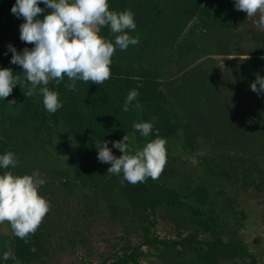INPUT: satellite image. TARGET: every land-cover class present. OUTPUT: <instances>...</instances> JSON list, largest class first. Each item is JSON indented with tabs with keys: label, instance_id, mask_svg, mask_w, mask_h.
<instances>
[{
	"label": "rangeland",
	"instance_id": "obj_1",
	"mask_svg": "<svg viewBox=\"0 0 264 264\" xmlns=\"http://www.w3.org/2000/svg\"><path fill=\"white\" fill-rule=\"evenodd\" d=\"M120 3L118 13L130 9L137 25L127 33L140 38L112 57L122 83L98 95L99 85L76 81L70 110L47 112L39 87L26 97L22 67L0 52V69L20 76L0 99V155L11 151L19 164L0 175L38 171L39 194L50 204L27 242L15 243L10 224H0V264H115L129 256L136 259L129 264H264V94L251 90L257 75L264 78L258 16L237 11L235 0ZM39 7L40 19L50 14ZM115 35L103 38L114 44ZM69 82L47 87L58 93ZM131 90L139 95L124 112ZM144 122L153 125L147 138L134 128ZM157 130L167 163L151 183L176 197L152 208L150 180L121 183L123 173H108L111 164L98 160L96 142H109L120 158L113 142L128 135L135 154ZM9 251L15 259L5 261Z\"/></svg>",
	"mask_w": 264,
	"mask_h": 264
},
{
	"label": "clouds",
	"instance_id": "obj_2",
	"mask_svg": "<svg viewBox=\"0 0 264 264\" xmlns=\"http://www.w3.org/2000/svg\"><path fill=\"white\" fill-rule=\"evenodd\" d=\"M40 3L51 10L43 19L39 17L45 9L39 7ZM235 9L245 12L248 18L258 16L257 28L264 31V0H235ZM11 12L25 21L20 25V40L34 45L31 50L26 47L21 53L10 44L11 63L22 67L25 79L31 85L24 95H35L39 87L44 107L52 114L62 104L58 93L47 87L50 81L59 84L66 76L71 81L65 85L69 91L77 90L78 80L102 85L111 77L110 66L117 47L126 51L130 45L140 42L138 36L130 37L126 31H134L137 27L133 12L130 9L120 13L111 11L108 0H16ZM106 26L113 34H118L114 44L100 35ZM19 81L20 76H14L11 69H0V99L9 97ZM251 90L264 94V78L257 75ZM138 95L137 90L129 92L122 109L124 112L129 111V105ZM15 103L9 101L10 105ZM134 128L145 138L153 132L149 122L136 123ZM108 143L96 142L98 160L111 164L108 173H123L121 183L127 181L135 185L148 178L156 180L167 163L166 141L159 138L158 130L157 138L142 150L137 149L135 154H129L128 135L113 142V147L124 153L120 158L113 155ZM18 164L15 153L9 151L0 155V169H15ZM44 183L38 171L23 176L4 171L0 175V224H10L13 234L25 242L35 234L50 211L49 202L39 194ZM3 259H15V256L9 251L4 253Z\"/></svg>",
	"mask_w": 264,
	"mask_h": 264
},
{
	"label": "trees",
	"instance_id": "obj_3",
	"mask_svg": "<svg viewBox=\"0 0 264 264\" xmlns=\"http://www.w3.org/2000/svg\"><path fill=\"white\" fill-rule=\"evenodd\" d=\"M230 0H211L210 6L215 5L217 2L220 4H225ZM109 2V10L119 12L117 9L121 8L120 0H108ZM16 4V0H0V42H3L8 39H12L15 42L16 49L22 50L28 45L20 40V25L23 24L25 21L23 18H17L14 14H12L11 9ZM124 5L125 3L122 2ZM44 16V15H43ZM113 35V33L110 30V27H103L101 29L100 35L102 37H107L109 35ZM111 77L109 80L105 81L100 86V89L97 90V94L100 95L102 93L103 87H114L117 83H122V80H119L117 77L112 75V71L117 69V66L111 64ZM70 83V82H69ZM77 85V84H76ZM77 89V87H76ZM75 91H69L65 85H60L59 91H58V97L61 104H63L64 107H66L67 110L72 109L74 99ZM62 108V107H61ZM61 110V109H60ZM71 117L68 116V120ZM80 131L85 133L88 131V129H84L82 127H79ZM94 130V129H93ZM101 136H105L106 132L101 130L100 132ZM150 182L144 185L146 195L150 201V204L152 208H157L164 203H173L175 201V194L172 190H166V189H159L154 184L151 183V179L148 178ZM14 241L15 243H18L20 241V238L16 237L14 235ZM130 261L136 262V259L133 256H129L123 260H120L118 263L115 264H129Z\"/></svg>",
	"mask_w": 264,
	"mask_h": 264
},
{
	"label": "crops",
	"instance_id": "obj_4",
	"mask_svg": "<svg viewBox=\"0 0 264 264\" xmlns=\"http://www.w3.org/2000/svg\"><path fill=\"white\" fill-rule=\"evenodd\" d=\"M10 44L16 48L15 42L12 39H8L3 42H0V52H10L8 49V46Z\"/></svg>",
	"mask_w": 264,
	"mask_h": 264
}]
</instances>
